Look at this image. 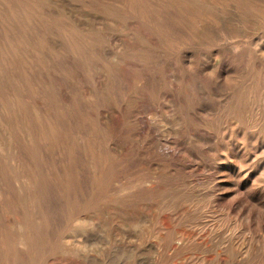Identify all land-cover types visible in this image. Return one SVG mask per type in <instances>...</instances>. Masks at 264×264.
<instances>
[{
  "label": "rangeland",
  "instance_id": "1",
  "mask_svg": "<svg viewBox=\"0 0 264 264\" xmlns=\"http://www.w3.org/2000/svg\"><path fill=\"white\" fill-rule=\"evenodd\" d=\"M0 264H264V0H0Z\"/></svg>",
  "mask_w": 264,
  "mask_h": 264
}]
</instances>
